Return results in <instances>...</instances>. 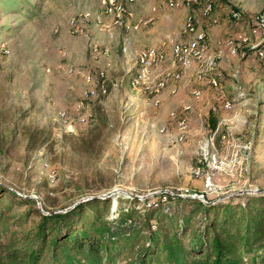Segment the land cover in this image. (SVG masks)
Listing matches in <instances>:
<instances>
[{
  "label": "rangeland",
  "instance_id": "rangeland-1",
  "mask_svg": "<svg viewBox=\"0 0 264 264\" xmlns=\"http://www.w3.org/2000/svg\"><path fill=\"white\" fill-rule=\"evenodd\" d=\"M211 2L0 0V184L43 212L264 189V0Z\"/></svg>",
  "mask_w": 264,
  "mask_h": 264
},
{
  "label": "trees",
  "instance_id": "trees-1",
  "mask_svg": "<svg viewBox=\"0 0 264 264\" xmlns=\"http://www.w3.org/2000/svg\"><path fill=\"white\" fill-rule=\"evenodd\" d=\"M206 200L163 193L141 211L93 195L43 212L0 184V264H264V194Z\"/></svg>",
  "mask_w": 264,
  "mask_h": 264
},
{
  "label": "bare ground",
  "instance_id": "bare-ground-1",
  "mask_svg": "<svg viewBox=\"0 0 264 264\" xmlns=\"http://www.w3.org/2000/svg\"><path fill=\"white\" fill-rule=\"evenodd\" d=\"M212 0H203V5H202V15L203 16H205V17H207L208 18V16H210V14H211V11H212V2H211ZM182 2H185V4L186 5H189V3L190 2H192V0H182ZM192 5V4H191ZM122 6V5H121ZM120 6V7H121ZM116 11V10H115ZM122 13H125V12H122ZM116 14V13H115ZM231 16L233 17V18H238V16H239V14L238 13H236L235 11L234 12H232L231 13ZM192 22V21H191ZM210 25V24H209ZM187 32H189V33H192L193 31L195 32V30H194V25H192L190 22H189V24L187 25ZM196 34V33H195ZM194 35V34H193ZM202 39V38H201ZM199 40V39H198ZM231 47V46H230ZM233 47V46H232ZM224 48V47H223ZM195 50H197V51H195L194 52V54L197 56V57H199L200 56V52H198V49H195ZM194 51V50H193ZM228 52H230V54L232 53H234V48H228ZM223 54V53H222ZM218 55V54H217ZM221 55V54H220ZM151 56H155V53H154V51L153 50H149V51H147L146 53H144L143 54V58H147V59H149ZM217 58V57H216ZM149 62V61H148ZM185 62V61H184ZM183 62V63H184ZM141 78V76L140 75H137V76H135V77H133V82L136 84L137 82H138V80ZM132 82V83H133ZM118 193V192H117Z\"/></svg>",
  "mask_w": 264,
  "mask_h": 264
},
{
  "label": "crops",
  "instance_id": "crops-1",
  "mask_svg": "<svg viewBox=\"0 0 264 264\" xmlns=\"http://www.w3.org/2000/svg\"><path fill=\"white\" fill-rule=\"evenodd\" d=\"M178 23V19L176 18L175 19V21H174V24L176 25ZM157 29L156 28H152V29H147L146 31H144L143 33H141L142 34V36L143 35H145V37H150V35L154 32V31H156ZM152 35H154V34H152ZM151 35V36H152ZM153 46V45H152ZM187 81L186 80H182V83L180 84V88L181 89H183V88H185V86L187 87L188 86V83H186ZM187 84V85H186ZM183 92V91H182ZM180 93H181V91H180ZM165 95V94H164ZM164 98H165V96H164ZM184 100H185V95H183V94H180V95H178V98H177V105H179L180 103H182V102H184Z\"/></svg>",
  "mask_w": 264,
  "mask_h": 264
},
{
  "label": "water",
  "instance_id": "water-1",
  "mask_svg": "<svg viewBox=\"0 0 264 264\" xmlns=\"http://www.w3.org/2000/svg\"><path fill=\"white\" fill-rule=\"evenodd\" d=\"M164 192H167L164 190ZM261 192H264V189H255V190H243V191H238V193H261ZM115 193V190L114 191H110V192H107V193H104L102 195H100L101 197H106V196H111ZM89 198V197H88ZM84 199H81L79 200L78 202L82 201ZM77 202V203H78Z\"/></svg>",
  "mask_w": 264,
  "mask_h": 264
},
{
  "label": "built area",
  "instance_id": "built-area-1",
  "mask_svg": "<svg viewBox=\"0 0 264 264\" xmlns=\"http://www.w3.org/2000/svg\"><path fill=\"white\" fill-rule=\"evenodd\" d=\"M262 24H264V23H262ZM250 40V39H249ZM257 55H261V56H263V53L259 50V51H257ZM153 58V57H152Z\"/></svg>",
  "mask_w": 264,
  "mask_h": 264
}]
</instances>
